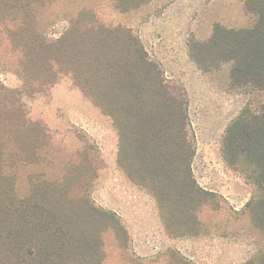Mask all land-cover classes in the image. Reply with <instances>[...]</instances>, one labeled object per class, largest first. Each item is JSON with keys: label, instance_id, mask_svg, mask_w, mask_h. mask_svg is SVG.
<instances>
[{"label": "rangeland", "instance_id": "1", "mask_svg": "<svg viewBox=\"0 0 264 264\" xmlns=\"http://www.w3.org/2000/svg\"><path fill=\"white\" fill-rule=\"evenodd\" d=\"M82 8L92 11L100 26L131 30L162 71L172 98L182 93V131L185 128L189 141L183 149L192 178L205 193L204 202L181 193L165 218L175 233L168 235L152 192L132 182L117 163L118 135L111 119L63 72L55 83L20 98L36 137L28 161L9 153L1 158L0 238L30 197L33 179L61 186L66 202L59 218L82 224L73 225L77 253H66L63 264L257 260L264 252V228L256 214L264 194L249 179L256 166L250 123L264 109V90L234 87L227 65L202 72L189 54L190 43L208 40L216 25L236 30L252 25L255 17L246 10L245 0H153L127 13L109 0H60L38 10L37 28L48 39H58ZM12 50L0 34V83L20 91L17 54ZM143 142L148 146L144 138ZM128 159L129 164L139 163L135 153H128ZM94 209L108 217L88 220ZM13 252L0 248V264H10L17 254Z\"/></svg>", "mask_w": 264, "mask_h": 264}, {"label": "trees", "instance_id": "2", "mask_svg": "<svg viewBox=\"0 0 264 264\" xmlns=\"http://www.w3.org/2000/svg\"><path fill=\"white\" fill-rule=\"evenodd\" d=\"M59 1L0 0V34L17 54L16 73L22 80L20 91L0 83V125L4 130L0 133V163L7 153L28 161V149L36 137L32 135L35 126L21 106V96L39 92L66 72L111 119L118 135V165L132 182L152 192L162 210L165 232L175 235L165 223L175 200L187 192L185 196L191 195L199 203L205 195L192 178L183 149L189 141L185 128L182 131L186 125L182 93L172 98L162 71L131 30L100 26L88 9H79L58 39H48L37 28V13ZM109 1L116 10L127 13L153 0ZM245 8L255 17L252 25L237 30L216 25L208 40L190 43L189 54L202 72L227 65L234 87L259 91L264 90V0H245ZM250 127L256 166L249 179L264 194V109ZM130 152L137 155L138 165L129 164ZM38 181L31 180L30 197L22 202L19 216L10 221L9 232L0 238L5 253L17 252L10 264H63L66 253L69 257L77 253L74 226L82 224L59 218V209L66 202L61 186ZM89 211L88 220L108 217L95 209ZM256 214L264 228V200ZM70 249H74L71 254ZM247 264H264V252Z\"/></svg>", "mask_w": 264, "mask_h": 264}, {"label": "crops", "instance_id": "3", "mask_svg": "<svg viewBox=\"0 0 264 264\" xmlns=\"http://www.w3.org/2000/svg\"><path fill=\"white\" fill-rule=\"evenodd\" d=\"M142 249H144V248H142ZM144 251H145V249H144ZM142 253L146 254V252H142Z\"/></svg>", "mask_w": 264, "mask_h": 264}]
</instances>
